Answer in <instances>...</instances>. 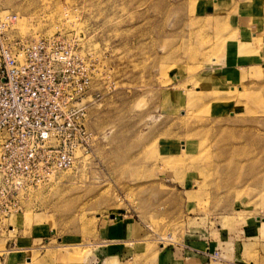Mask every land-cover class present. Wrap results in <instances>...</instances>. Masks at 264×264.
<instances>
[{
  "label": "rangeland",
  "instance_id": "374dc122",
  "mask_svg": "<svg viewBox=\"0 0 264 264\" xmlns=\"http://www.w3.org/2000/svg\"><path fill=\"white\" fill-rule=\"evenodd\" d=\"M246 1L0 0L10 40L63 33L98 63L92 143L0 214V264H264V0L255 19ZM245 30L254 64L233 71Z\"/></svg>",
  "mask_w": 264,
  "mask_h": 264
},
{
  "label": "built area",
  "instance_id": "2783aa9c",
  "mask_svg": "<svg viewBox=\"0 0 264 264\" xmlns=\"http://www.w3.org/2000/svg\"><path fill=\"white\" fill-rule=\"evenodd\" d=\"M16 15L0 8V214L22 210V201L87 152L86 127L96 59L63 33L12 41ZM216 257L217 253H210Z\"/></svg>",
  "mask_w": 264,
  "mask_h": 264
},
{
  "label": "crops",
  "instance_id": "0c3cea01",
  "mask_svg": "<svg viewBox=\"0 0 264 264\" xmlns=\"http://www.w3.org/2000/svg\"><path fill=\"white\" fill-rule=\"evenodd\" d=\"M247 6H249L251 12H250V15L248 18H251V16L255 19L256 17H258L260 15V9H258L257 7H255V5H252L250 1H246L245 2ZM252 5V6H251ZM257 20H254L252 23H256ZM250 28H252V26H250ZM247 29V28H245ZM254 30V29H253ZM260 31V30H259ZM258 31V32H259ZM258 32L257 31H251L250 30H245L244 31V34L240 39L242 40H239L241 41L240 43H234L233 46H235V55L233 56V63L231 64V69L233 71H242L243 69H248L250 68L251 66H253L254 62H246V58L245 57H241L240 55H245V56H249V53L248 51L250 52L252 49H254V47L252 46V49H251V46H249L251 43H253L254 41V38L256 36H258ZM250 43V44H249ZM248 44V45H247ZM251 50H250V49ZM251 54L254 55L253 57V60H260L261 64L263 63V60H264V42L261 41L258 43V46H257V52L256 54H254L252 51H251ZM244 58V59H243ZM256 64V63H255ZM118 222V221H117ZM256 222H259L260 221H257ZM117 227H120L123 229H126L129 231L131 225L130 223L126 224L124 223L123 221H121V224L120 222L116 223ZM257 228L258 226L255 225ZM253 226V233L256 232V227ZM259 227H261V225H259ZM132 228V227H131ZM251 229V231H252ZM13 243V247L16 246L18 248H9V249H5L4 253L3 254H6V253H11L12 250L11 249H14V250H18L20 251L21 249H23L22 247H27L25 245H27V241H21L20 238L18 239H12V241L9 240L8 244H7V247H10V245ZM204 251H211V249L209 247H205L204 248ZM172 255L171 254H165L164 257L167 259V258H170ZM182 258L181 259H185V260H189L188 261V264H202V255H198L197 253H194L192 252V254H190V251H185L184 253H182ZM173 258V256H172ZM4 259V258H3Z\"/></svg>",
  "mask_w": 264,
  "mask_h": 264
}]
</instances>
